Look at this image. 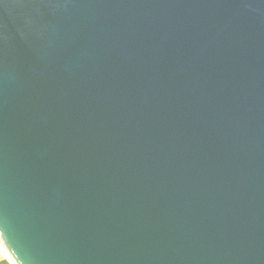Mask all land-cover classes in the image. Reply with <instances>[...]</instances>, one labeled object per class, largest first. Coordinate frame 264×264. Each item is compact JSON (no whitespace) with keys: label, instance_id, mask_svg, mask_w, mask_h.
Here are the masks:
<instances>
[{"label":"water","instance_id":"1","mask_svg":"<svg viewBox=\"0 0 264 264\" xmlns=\"http://www.w3.org/2000/svg\"><path fill=\"white\" fill-rule=\"evenodd\" d=\"M0 244L264 264V0H0Z\"/></svg>","mask_w":264,"mask_h":264},{"label":"crops","instance_id":"2","mask_svg":"<svg viewBox=\"0 0 264 264\" xmlns=\"http://www.w3.org/2000/svg\"><path fill=\"white\" fill-rule=\"evenodd\" d=\"M0 264H13V262L5 255V253L1 248H0Z\"/></svg>","mask_w":264,"mask_h":264},{"label":"bare ground","instance_id":"3","mask_svg":"<svg viewBox=\"0 0 264 264\" xmlns=\"http://www.w3.org/2000/svg\"><path fill=\"white\" fill-rule=\"evenodd\" d=\"M0 248L3 250V252L5 253V255L9 258V256L7 255L6 251H5L4 248L1 246V244H0Z\"/></svg>","mask_w":264,"mask_h":264}]
</instances>
